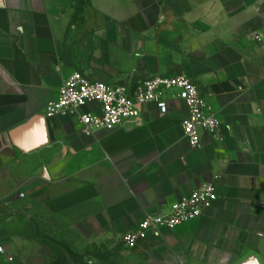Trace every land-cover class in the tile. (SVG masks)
<instances>
[{
  "label": "crops",
  "instance_id": "0c3cea01",
  "mask_svg": "<svg viewBox=\"0 0 264 264\" xmlns=\"http://www.w3.org/2000/svg\"><path fill=\"white\" fill-rule=\"evenodd\" d=\"M74 73L128 87L186 75L220 140L188 146L175 91L165 115L148 105L83 137L44 116ZM210 183L201 217L124 246L147 215ZM31 212L113 242V261L97 264H264V0H0V264H13Z\"/></svg>",
  "mask_w": 264,
  "mask_h": 264
},
{
  "label": "built area",
  "instance_id": "2783aa9c",
  "mask_svg": "<svg viewBox=\"0 0 264 264\" xmlns=\"http://www.w3.org/2000/svg\"><path fill=\"white\" fill-rule=\"evenodd\" d=\"M253 40L261 41V37L256 35ZM171 91L177 93L176 97L187 108V117L181 129L188 146L198 147L202 133L220 140L221 121L186 75L151 76L128 87L89 81L74 73L64 81L57 97L46 105L44 116L46 119H73L79 126L81 136L93 137L99 132H111L127 121L138 119L142 109L148 105H154L159 114L165 115L168 112L165 94ZM84 108L86 110L82 111ZM216 200V185L205 184L188 197L175 202L166 215H147L135 230L124 235L123 244L130 249L161 229L174 230L190 223L201 217ZM0 254H4L2 247Z\"/></svg>",
  "mask_w": 264,
  "mask_h": 264
},
{
  "label": "rangeland",
  "instance_id": "374dc122",
  "mask_svg": "<svg viewBox=\"0 0 264 264\" xmlns=\"http://www.w3.org/2000/svg\"><path fill=\"white\" fill-rule=\"evenodd\" d=\"M19 223L17 233L23 242L16 248L13 264H97L98 260L112 262L116 255L113 242L66 230L50 218L40 221L32 212Z\"/></svg>",
  "mask_w": 264,
  "mask_h": 264
}]
</instances>
